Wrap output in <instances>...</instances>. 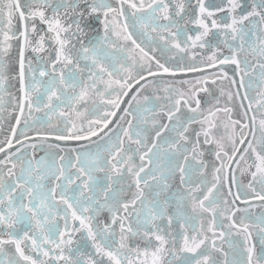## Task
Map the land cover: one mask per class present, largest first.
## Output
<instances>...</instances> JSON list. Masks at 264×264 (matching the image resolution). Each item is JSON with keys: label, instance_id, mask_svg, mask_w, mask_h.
I'll use <instances>...</instances> for the list:
<instances>
[{"label": "snow or ice", "instance_id": "1", "mask_svg": "<svg viewBox=\"0 0 264 264\" xmlns=\"http://www.w3.org/2000/svg\"><path fill=\"white\" fill-rule=\"evenodd\" d=\"M82 3L87 5L83 10ZM196 4L198 14L189 18L185 0H116L115 5L111 0H25L23 5L21 0H0V121L4 118L11 40L19 42L18 80L23 94L18 100L13 98V111H18L13 117L15 126L0 141L6 145L0 146V153H6L0 160V264H264V213L253 219L249 211L255 207L250 200L264 202V0H251L250 10L242 0H226L227 7L217 6L214 11L204 0H196ZM49 9L51 15L46 14ZM217 13L225 16L216 18ZM16 19L20 28L11 31ZM37 20L46 29L40 28ZM85 24L93 32L102 30V35L85 41ZM189 24L195 28L194 34L188 30ZM210 34L217 42L208 40ZM221 46L231 54L223 55ZM28 49L47 53L37 56L43 64L39 76L47 77L46 81L36 80L32 61L26 62ZM204 49L208 51H200ZM157 51L161 56L171 55L162 61L154 55ZM222 65H234V76ZM187 73L203 75L167 84L149 79ZM218 79L229 81L236 91L217 85ZM173 83L188 88H174ZM209 84L217 86L218 95H213ZM137 85L140 87L119 117L124 124L117 122L101 136L121 110L123 98ZM150 86L157 101L162 97L155 90L163 88L165 103L160 113L167 123L155 118L156 105L150 106L153 97L140 96ZM254 86L256 99L250 95ZM201 92L207 94L203 101ZM33 93L38 94L35 102ZM91 96L111 107L101 110L93 100L91 115L101 111L102 115L89 118L85 130L83 121L78 127L73 116L85 117L88 109L81 111L77 106L87 104ZM221 98L223 107L219 106ZM236 101L240 119L232 117ZM182 108L190 115H177ZM33 111L44 112L41 127L45 123L54 127L50 121L57 114L64 118L59 121L64 127L58 128L52 139L88 141L80 145V151L70 150L75 153L74 161L70 155L67 159L61 155L57 164L50 153L39 160L29 158L24 149L38 146L25 144V140L34 139L27 136L37 123ZM221 112L224 119L217 117ZM146 113H152L151 121ZM127 116L131 119L125 121ZM148 124L154 132L151 139L145 127ZM194 124H199V129H192ZM2 127L0 123V130ZM37 136L42 144L50 138ZM15 144L21 147L8 153ZM202 144L214 145L211 181L208 164L202 159L206 151ZM57 147L47 143V148ZM237 172L250 177L246 185L237 179ZM98 173H104L103 178ZM177 174L183 191L161 201L159 197L169 190V181ZM125 181H130L127 188ZM133 186L131 198L122 199ZM237 201L246 207L236 206ZM170 207L175 209L173 214L168 213ZM105 212L109 218L101 220ZM238 212L245 215L237 218ZM165 219L166 225L157 223ZM174 222L178 232L173 231ZM253 230L259 250L251 243ZM77 234L80 240H76ZM233 236L240 239L233 240ZM6 245L14 246V252L6 250ZM89 247L93 251H88Z\"/></svg>", "mask_w": 264, "mask_h": 264}, {"label": "flooded vegetation", "instance_id": "2", "mask_svg": "<svg viewBox=\"0 0 264 264\" xmlns=\"http://www.w3.org/2000/svg\"><path fill=\"white\" fill-rule=\"evenodd\" d=\"M114 1H116V0H111V3H113V4L115 5ZM53 2H55V0H53ZM192 2H193V0H192ZM242 2H243L244 5L249 6V10H250L251 0H242ZM220 6H225V7H227L226 0H221V1H220ZM86 7H87V5H85V4H83V3L80 5L81 10L85 9ZM128 11H129V13L131 12L130 9H129ZM240 11H243V9H238V10H237V12H240ZM187 13H188V17H189V18H195V13H196V14L198 13V7H193V3H192V5H191L190 8L188 9ZM46 14L51 15V11H50V9L47 10V13H46ZM61 14H63V13H61ZM86 15H87V14H86ZM223 16H225V13H217L216 18L223 17ZM77 18H78V17H73V19H77ZM101 18H103V15H102V14H101ZM66 19H67V18H66ZM68 22L71 23V20H69ZM162 22L165 23V21H162ZM36 23H37V25H38L40 28H44V29H46V26H45V25H40L38 20L36 21ZM91 23H92L93 25H95V21H94V20H92ZM246 23H247V22H246ZM97 27H99V26H97ZM188 30H189L190 32H192L193 34H194L195 31H196L192 24H189V25H188ZM4 31H5V32H8V34L11 35V31H16V24H15V27H14L11 31H9V29H8L7 27H5ZM85 31L88 32V35H87L86 37H84L85 41H87L88 39H90V38H92V37H94V36L102 35V30H101L99 33H97V32H93V31H91V30L88 28L87 24H85ZM214 31H215V30H214ZM152 35L155 36L156 34L153 33ZM208 40L211 41V42H213V43H215V42H217V37H216L214 34H210L209 37H208ZM2 41H3V35L0 34V42H2ZM8 43H10V41H8ZM158 43H159V42H158ZM200 51L207 52L208 50H207V49H204V50H200ZM220 51H221V53L229 52L228 49H227L226 47H223V46H221ZM38 55H39L40 57H44V56L47 55V53H39V54H36V53H33L30 49H28V50L25 52L26 62H27L28 60H31V61H32V63H31V67H32L33 70L35 71V75H36V80H37V81H39V80H45V81H46V80H47V77H43V78H42V77L39 76V72H40V70H42V68H43V64H42V63H38V61H37V56H38ZM168 55H171V53H168ZM179 55H183V54H179ZM179 55L177 56L178 58H179ZM53 56H54V53H53ZM242 58H243V56H241V59H242ZM248 59H249V60H252V57L249 56ZM6 60H7V68H6L7 79H6V81H5V85H4V87H5V93H4V97H3V99H4V111H3V117H4V118H3V121H0V123H2V125H3L2 130H0V134H1V132L3 131V129L5 128V126L7 125V103H8V82H9V61H10V54H9L8 57H6ZM185 63H188V61L186 60ZM58 67H59V65H58ZM27 68H28V65H27V63H26V65H25L26 79H27L28 81H30V80H31V74L27 72ZM49 70H50V69H49ZM157 83L167 84V82H164V81H157ZM217 85H222V86L225 88V90H228V89L230 88L229 83H227L225 80H224V81H221V80L218 79V80H217ZM172 86H173L174 88H182V89H185V90L188 88V85H181V84H178V83H173ZM100 87L103 88V85H100ZM208 87L212 90L213 95H218V94H219V93H218V88H217V86H214V85L209 84ZM40 91L43 92L44 89L41 88ZM77 91H79V89H77ZM153 93H154V89L150 86V87L144 89L143 91H141V92H140V96L143 97L145 94H147V95H149V96H152L153 99H152V101L150 102V106H151V105H156V112L158 113V114L156 115L155 118H156L160 123H167L168 121H167L166 116H164L162 113H160V106H162V105L165 103V101L163 100V97L165 96V93H164V91H163V88H160V89L155 90V93L158 94V95H160V96L162 97L161 100H159V101L155 100V97H154V94H153ZM22 95H23V94H22ZM22 95H21V97H22ZM37 95H38L37 93H33V94H32V99H33L34 102H35L36 99H37ZM250 95H251V97H252L253 99L258 98V97H257V90H256L255 86H254L253 90L251 91ZM206 96H207L206 93H203V92L200 93V98H201L202 101L206 98ZM46 99H47L46 97H42V101H43V102H46ZM93 100L96 101V104L100 106V109H101V110L106 109V108H110V107H111L110 105H102V104L100 103V99H99V97H96V96H91L90 99H88L87 104H84V103L82 102L81 105H78L77 107H79L81 111H83L84 108H87V109H88V112L85 114V117H81L80 119H76L75 116H73V119L75 120V122H76V124H77L78 127L80 126V124H81V120H82V121H83V124H84V127H85V130H87V127H88L87 120H88L89 118H90V119H96L98 115H102V111L99 112V113H97V114H95V115H91V113H92V109H93V104H92V101H93ZM247 103H248V102L245 101V105H247ZM219 106H220V107H223V106H224V98H221V103H220ZM202 108H205V109H206V105H204L203 103H202ZM65 111H68V110L65 109ZM253 111H255V106L253 107ZM16 115H18V111H17ZM28 115H29L28 111L25 110L24 116L27 117ZM31 115H32L33 117L36 118L37 123H36V127L30 129L28 132L38 131V132H43V133H57L58 128H59V129H62V128L64 127V125H63L62 123L59 122L61 119H64V118L59 117V114H57L56 116H54V117L52 118V120L50 121V123H51L52 125H54V127H49L47 123H45L42 127L40 126L39 121L45 119V116H44V112H43V111H41V112L33 111V112L31 113ZM145 115H147L149 121H151V119L153 118V117H152V113H146ZM177 115H180V116L183 118L184 116L190 115V113H188L187 110H186L185 108H182V109H181V112H180V113H177ZM251 115H252V113L250 112V113H249V116H251ZM217 117L220 118V119H224L225 114L222 113V112H221V113H217ZM232 117H233L234 119H238V118H237V114H236V110H235V109H234V112H233V114H232ZM129 119H131V117H130V116H127V117L125 118V121H127V120H129ZM213 119H216V117H214ZM133 122L136 123V121H133ZM32 123H33V121H32V120H29V124H32ZM120 123H121V124H124V122H120ZM13 124H15V120H14V123H13ZM257 125H258V120H257ZM20 127L23 128V119H22V122H21ZM145 127L149 129V137H150V139H151V136L154 135V132H153V130L151 129V125L148 124V125H145ZM199 127H200L199 124H194V125H192V129H199ZM17 132H18V134H19L20 129H17ZM219 132H220L221 134H223V133H224V129H223V128H220V129H219ZM164 135L167 136L168 133H165ZM188 135H189V136L192 135V130H191V129H190ZM259 135H260V133L257 131V132H256V136L259 137ZM249 138H251V137H249ZM201 141H203V137H201ZM126 143H127V141H126ZM102 144H103V143H102ZM132 147H135V146L133 145ZM201 147L204 148V149H206V151H205V155L202 157V159L208 164V173H207V174H208V179H209V181H211V166H212V163L214 162V155L212 154V149L214 148V145H203V144H202ZM43 151L46 152V153H51V151L48 150V149H43ZM135 159H136V163H139V159H138V157H136ZM254 159H255V158L253 157V160H254ZM216 163L218 164L219 162L217 161ZM237 179H238L242 184L246 185V184L249 182L250 177H249V176H239V173L237 172ZM129 183H130V181H125L124 187L127 188L128 185H129ZM169 183H170V188H169V190H168L166 193H163V194L159 197V199H160L161 201H163L166 197H171V196L173 195V193H178V192H182V191H183V189H182L181 186H180V181H179V175H178V174L176 175V177H175L174 179H171V180L169 181ZM118 187H119V185H118ZM227 190H228V189H227V187L225 186V188H224L225 193H227ZM134 191H135V188H134V186H133V187L131 188V190H130V191H127V192H130V193H131V196H132V193H133ZM146 191H147V190H146ZM236 191H237V189L235 190V193H236ZM127 192H126V193H127ZM197 195H199V193H197ZM249 196L251 197V193H249ZM130 198H131V197H130ZM130 198H125L124 195L122 196V199H125V200L130 199ZM149 198L152 199V194H151V193H149ZM228 199L231 200V197H228ZM253 205H255V207L250 208L249 211L252 213V218L254 219L256 216H259L261 213H264V207H261L260 205H262V204H260V203H253ZM236 206H238V207H240V208H244V207H246L245 204L236 205ZM186 210L190 212V208H188V209H186ZM174 211H175V209L172 208V207H170V208L168 209V213H169V214H173ZM205 215H207V214H205ZM244 215H245V214H244L243 212H238V213H237V218H239V217H241V216H244ZM108 218H109V214H108L107 212L103 213V214L101 215V217H100L101 220H107ZM157 223L162 224V225H166V224H167V220L165 219V220H163V221H157ZM196 223H198V222H196ZM59 225H60L61 228H62V227H63V221H61V222L59 223ZM173 231H174V232H178V231H179V229H178V225H177L175 222H174V224H173ZM189 234H192V230H191V229H189ZM232 238H233V240H238V239H240L239 237H236V236H233ZM80 239H81V235H80V234H77V236H76V240H80ZM135 242H136V243H139L138 240L135 241ZM180 243H182V240L178 243L177 247H179ZM251 243H252V244H255V245L257 246V250H259V241H258V236H257L255 230H253V237H252ZM87 250H88V251H91L90 247H89ZM225 250H226V251L228 250L226 245H225ZM181 255H190V254L182 253ZM229 258H231V254H230V257H229ZM177 264H179V262H177Z\"/></svg>", "mask_w": 264, "mask_h": 264}, {"label": "water", "instance_id": "3", "mask_svg": "<svg viewBox=\"0 0 264 264\" xmlns=\"http://www.w3.org/2000/svg\"><path fill=\"white\" fill-rule=\"evenodd\" d=\"M25 2V0H21V4L23 5ZM14 24H16V30L18 28H20V23L18 21V19L14 20ZM10 44H12V48H11V51H10V61H9V82H8V103H7V125L5 126V128L3 129V131L1 132L0 134V141H3L5 136L9 134V128L11 126H13V123H14V116L16 115L17 112H14L13 109L16 107V104L13 103V98H16L17 100L21 98V95L22 93L19 91V80H18V72H19V65H18V49H19V42L17 40H11L10 41ZM154 55L161 59L162 61L167 59L168 56L170 55H165V56H161V53L159 51H157L156 53H154ZM221 68L224 69V71H226L228 73V75L230 77L234 76V68L235 66L234 65H222L220 66ZM209 73H216L217 72V69H208L207 70ZM203 75L202 73H187V74H180V75H177L175 78L173 77H169L167 75H165L163 78L165 80H172V81H179L181 79H187V78H192V77H198V76H201ZM163 78H152V77H149V79H163ZM235 78L237 79V81H239V76L236 75ZM227 83H229V81L225 80ZM143 83V81L141 82ZM229 86H230V83H229ZM140 86L137 85L136 88H133L131 92H129V95L127 97H124V103L121 104L120 108L121 110L117 112V115L116 117H114L112 119V123L111 125L108 126L107 129L104 130V132H106L107 130H109L110 128H112L113 126H115L117 124V122H119V117H120V114L121 112H123V109H124V105H126L130 99H131V96L133 95V93L135 91H137V88H139ZM231 88V86H230ZM231 91L234 93L236 91L235 88H231ZM241 94H243V90H241ZM235 103V110H236V114H237V118L240 119L241 118V109L239 108V102L236 101L234 102ZM245 103V101H244ZM12 114L11 116L9 114ZM104 132H101L100 135ZM51 136L53 135H49V139L47 140L46 143H50V144H54V145H58L59 147H68V148H74L76 146H78L79 144H84V143H88V141H75V140H69V141H61V140H55V139H52ZM96 137H92V139H95ZM41 142L39 140V137H36L32 140H28V141H25V144H31L33 142ZM0 146H4L6 147V145L4 144H0ZM21 145L19 144H16L14 148L12 149H7L6 151L8 153L12 152V151H15L16 149L20 148ZM6 153H0V160L4 159V155ZM227 187V186H226ZM228 189V188H227ZM235 190H236V187L233 186L232 187V192L233 194H235ZM250 203L253 204V203H260V204H264V202H261V201H258V200H250ZM243 203H241L240 201H237L236 202V205H241Z\"/></svg>", "mask_w": 264, "mask_h": 264}, {"label": "rangeland", "instance_id": "4", "mask_svg": "<svg viewBox=\"0 0 264 264\" xmlns=\"http://www.w3.org/2000/svg\"><path fill=\"white\" fill-rule=\"evenodd\" d=\"M198 14V13H197Z\"/></svg>", "mask_w": 264, "mask_h": 264}]
</instances>
